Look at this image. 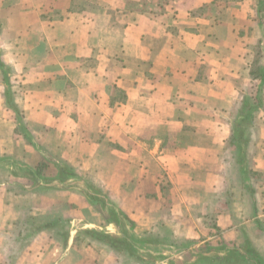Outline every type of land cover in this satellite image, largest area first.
Returning a JSON list of instances; mask_svg holds the SVG:
<instances>
[{"label": "crops", "instance_id": "1", "mask_svg": "<svg viewBox=\"0 0 264 264\" xmlns=\"http://www.w3.org/2000/svg\"><path fill=\"white\" fill-rule=\"evenodd\" d=\"M0 60L24 120L0 68V163L18 170L0 182V264H138L79 237L122 236L126 218L264 257V0H0ZM27 216L59 223L26 236Z\"/></svg>", "mask_w": 264, "mask_h": 264}, {"label": "trees", "instance_id": "2", "mask_svg": "<svg viewBox=\"0 0 264 264\" xmlns=\"http://www.w3.org/2000/svg\"><path fill=\"white\" fill-rule=\"evenodd\" d=\"M0 68L5 73V82L8 86L6 93L7 105L17 116L18 124L23 128L24 120L21 111L15 104L12 98V92L10 91V81L8 77V70L5 68L0 60ZM248 109V114H246L243 121V126H251V112L253 106L249 104L246 100L243 102V111ZM242 113V111H241ZM246 127V128H247ZM235 132L233 142L239 145L245 139V132L241 131ZM46 165L42 164L35 169H28L37 180H47L43 178L42 171ZM59 170V181L65 183L69 180H81L82 177L75 172L72 168L65 164H57ZM86 196L91 201H96L101 203V200L96 199L97 196L102 197V193L99 188L92 184L87 183L85 186ZM106 205V204H105ZM108 220L111 222L119 223V212L115 207L110 206L107 211ZM126 218V217H125ZM38 220L27 216L24 220L25 230H23V235L31 236L37 232H41L46 229H53L59 223H41ZM127 224L121 226L123 231L122 236L113 235L107 232L98 231L95 229L83 230L79 233V237L89 238L91 240L103 243L119 254L127 255L129 258L137 262L138 264H156L167 260L169 264H264V257L256 250L251 244H246L243 248H230L227 246H220L216 248H207L202 252H194L193 243L184 242H167L158 235L151 236H140L134 232V223H132L128 218H126ZM65 232H62L61 236L65 238ZM25 236V237H26ZM188 253L186 260H180L175 258L180 253ZM131 260L123 264H129Z\"/></svg>", "mask_w": 264, "mask_h": 264}, {"label": "rangeland", "instance_id": "3", "mask_svg": "<svg viewBox=\"0 0 264 264\" xmlns=\"http://www.w3.org/2000/svg\"><path fill=\"white\" fill-rule=\"evenodd\" d=\"M14 86L15 87H17V85L16 84H14ZM9 115H11V118L12 119H14V118H16L17 119V116H16V114H13V113H10ZM17 168V167H16ZM7 171H10V172H14V173H18V172H16V171H18V170H11V168L10 169H7V168H5V167H3V164L2 163H0V182H2V181H4V180H7ZM95 203H96V201H95ZM101 204H99V206H100ZM101 207H103V204L101 205ZM127 261V259H125L124 260V262H126Z\"/></svg>", "mask_w": 264, "mask_h": 264}]
</instances>
